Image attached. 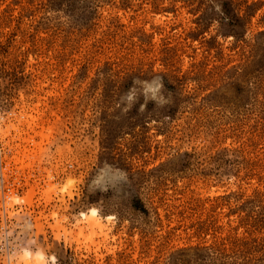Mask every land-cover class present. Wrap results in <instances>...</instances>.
<instances>
[{"label": "rangeland", "instance_id": "374dc122", "mask_svg": "<svg viewBox=\"0 0 264 264\" xmlns=\"http://www.w3.org/2000/svg\"><path fill=\"white\" fill-rule=\"evenodd\" d=\"M29 261L264 264V0H0V264Z\"/></svg>", "mask_w": 264, "mask_h": 264}, {"label": "bare ground", "instance_id": "6f19581e", "mask_svg": "<svg viewBox=\"0 0 264 264\" xmlns=\"http://www.w3.org/2000/svg\"><path fill=\"white\" fill-rule=\"evenodd\" d=\"M88 222H90V225L91 224H94V225H99V222L96 220V219H94L93 217L91 218H89V221ZM30 262V261H29ZM37 262V261H36ZM28 264H31V262L30 263H28ZM37 264V263H36Z\"/></svg>", "mask_w": 264, "mask_h": 264}, {"label": "clouds", "instance_id": "9594fccd", "mask_svg": "<svg viewBox=\"0 0 264 264\" xmlns=\"http://www.w3.org/2000/svg\"><path fill=\"white\" fill-rule=\"evenodd\" d=\"M161 88H163L162 82L157 84L156 89L154 91H159ZM129 98H131V97H129ZM153 98H155V96H153Z\"/></svg>", "mask_w": 264, "mask_h": 264}]
</instances>
